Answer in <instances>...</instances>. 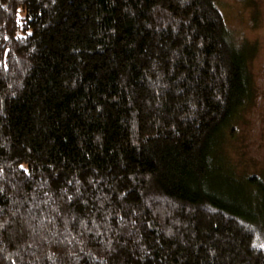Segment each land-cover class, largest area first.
I'll list each match as a JSON object with an SVG mask.
<instances>
[{
  "label": "trees",
  "instance_id": "trees-1",
  "mask_svg": "<svg viewBox=\"0 0 264 264\" xmlns=\"http://www.w3.org/2000/svg\"><path fill=\"white\" fill-rule=\"evenodd\" d=\"M217 1L0 0V264H264Z\"/></svg>",
  "mask_w": 264,
  "mask_h": 264
},
{
  "label": "rangeland",
  "instance_id": "rangeland-1",
  "mask_svg": "<svg viewBox=\"0 0 264 264\" xmlns=\"http://www.w3.org/2000/svg\"><path fill=\"white\" fill-rule=\"evenodd\" d=\"M237 45L246 48L252 82L249 103L227 133L224 159L241 180L264 182V0H218ZM249 52V53H248Z\"/></svg>",
  "mask_w": 264,
  "mask_h": 264
}]
</instances>
